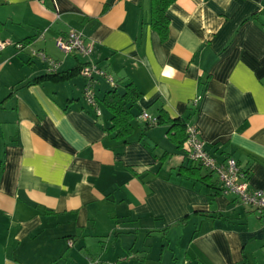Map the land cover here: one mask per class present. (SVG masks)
<instances>
[{"label":"crops","instance_id":"obj_1","mask_svg":"<svg viewBox=\"0 0 264 264\" xmlns=\"http://www.w3.org/2000/svg\"><path fill=\"white\" fill-rule=\"evenodd\" d=\"M166 15L161 40L151 0H0V264H146L156 239L151 264H264V214L203 169V183L178 176L190 163L169 126L139 119H186L264 191V0H176ZM70 30L94 45L88 59L55 48ZM31 50L59 73L91 61L119 93L132 83L127 144L108 133L104 81L97 116L79 74L31 83L46 73Z\"/></svg>","mask_w":264,"mask_h":264},{"label":"built area","instance_id":"obj_2","mask_svg":"<svg viewBox=\"0 0 264 264\" xmlns=\"http://www.w3.org/2000/svg\"><path fill=\"white\" fill-rule=\"evenodd\" d=\"M44 33L39 35V39H43ZM55 48L66 55H74L84 59H88L94 45L88 42L85 37L76 30H70L63 37H58L55 40ZM9 45L6 42H0V52ZM18 50H23L22 44H17ZM31 58L37 57L46 67L47 73L58 71L59 64L48 57L43 51L31 50ZM79 75L86 80V85L83 90V98L90 108L95 111L97 116H100L98 106L96 88L99 81H104L109 88L116 86L113 77L102 67L97 64L87 61L80 69ZM194 103L197 99L193 100ZM139 119L147 128L156 125L157 120L146 112H142ZM185 159L203 170L211 173L217 178L220 190L224 195H234L239 202L249 207L259 214H264V191L252 190L249 187L248 175L243 172L235 159L227 158L223 162L217 161L211 156L206 148L205 143L199 137V131L194 125L186 126V140L183 144ZM71 245V243H69Z\"/></svg>","mask_w":264,"mask_h":264},{"label":"trees","instance_id":"obj_3","mask_svg":"<svg viewBox=\"0 0 264 264\" xmlns=\"http://www.w3.org/2000/svg\"><path fill=\"white\" fill-rule=\"evenodd\" d=\"M175 1L176 0H151V24L152 28L158 33L161 40H165L167 38L169 20L166 12L169 6ZM85 64L86 63L81 64L78 67L63 73H59L58 71L54 73H47L45 67V75L32 80L31 83H41L45 81L57 83L66 81L79 74L80 69ZM115 84L116 86L114 88H110V90L104 93L101 103L111 114V127L109 128L108 133L111 134L114 139L121 141L122 144H127L128 137L131 135L133 130L132 121L134 117L131 110L141 98V93L132 83H127L125 85V91L123 93H119L118 83L115 82ZM98 99L99 98L97 96V100ZM195 99H197V102H191V111H195L197 109L196 107L201 99V96H198ZM155 119L157 120L155 126H169L167 130V137L169 141L176 147V149L181 150L186 140V126L189 125V123L186 122V119H169L167 115L164 114L163 110L158 112ZM201 170L202 168L199 166H195L194 164L190 163L188 168H179L178 176L185 177L186 179H196V182L203 183L206 177H201L199 175ZM210 175L212 174L208 173V176Z\"/></svg>","mask_w":264,"mask_h":264},{"label":"rangeland","instance_id":"obj_4","mask_svg":"<svg viewBox=\"0 0 264 264\" xmlns=\"http://www.w3.org/2000/svg\"><path fill=\"white\" fill-rule=\"evenodd\" d=\"M156 247H157V239H156V242L154 244L153 249H151V251L148 253V255H145V263L146 264H151V263H153L155 261L153 259L155 258V254L158 251V249ZM155 263H156V261H155Z\"/></svg>","mask_w":264,"mask_h":264}]
</instances>
